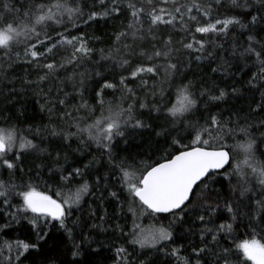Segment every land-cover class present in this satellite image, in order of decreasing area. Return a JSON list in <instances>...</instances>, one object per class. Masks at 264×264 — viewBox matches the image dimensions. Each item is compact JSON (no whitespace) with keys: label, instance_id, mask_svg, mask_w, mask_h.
Returning a JSON list of instances; mask_svg holds the SVG:
<instances>
[{"label":"snow or ice","instance_id":"obj_1","mask_svg":"<svg viewBox=\"0 0 264 264\" xmlns=\"http://www.w3.org/2000/svg\"><path fill=\"white\" fill-rule=\"evenodd\" d=\"M109 261L264 264V0H0V264Z\"/></svg>","mask_w":264,"mask_h":264},{"label":"trees","instance_id":"obj_2","mask_svg":"<svg viewBox=\"0 0 264 264\" xmlns=\"http://www.w3.org/2000/svg\"><path fill=\"white\" fill-rule=\"evenodd\" d=\"M116 23L118 24L119 22H116ZM87 31L90 34L100 35L102 37L103 43L97 44L96 47H107L108 44L110 43V36H111V33L114 31V29L110 22L108 25H104L103 23H101V26L99 28L93 25V27L87 29ZM107 255H111V253H108ZM109 264H110V261H109Z\"/></svg>","mask_w":264,"mask_h":264}]
</instances>
